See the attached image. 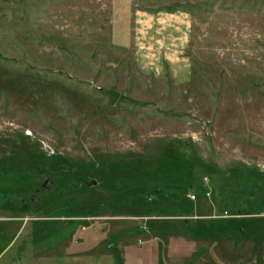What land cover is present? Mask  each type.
<instances>
[{
    "label": "rangeland",
    "instance_id": "rangeland-1",
    "mask_svg": "<svg viewBox=\"0 0 264 264\" xmlns=\"http://www.w3.org/2000/svg\"><path fill=\"white\" fill-rule=\"evenodd\" d=\"M32 186L0 264H264V0H0V195Z\"/></svg>",
    "mask_w": 264,
    "mask_h": 264
},
{
    "label": "trees",
    "instance_id": "trees-1",
    "mask_svg": "<svg viewBox=\"0 0 264 264\" xmlns=\"http://www.w3.org/2000/svg\"><path fill=\"white\" fill-rule=\"evenodd\" d=\"M22 177V176H25L26 174L21 172L19 173ZM157 178V176H156ZM160 178V177H159ZM124 182H117L115 183V187L116 188H119L121 187V185L123 184ZM128 186L129 188L133 189L134 187H139L141 185L139 184H133L132 182L128 183ZM145 186V185H144ZM35 187H29L27 190H22L20 191L18 194H15V193H6L4 195H0V207H3V206H9L11 208H21L20 206L24 207L26 205V203L24 204V199L26 198V196L32 192L35 191ZM161 189V187H152L150 188L148 191V194L151 193H156V192H159ZM188 189L191 191H195L194 190V187L192 186H189ZM245 193H247L248 195H252L253 196V200H251L250 203L254 204V209L251 211L252 214H259L261 210H264V195H262V189L259 188V187H255V186H250L248 187V191H244ZM198 193H201V191L199 192L196 188V191H195V194H198ZM159 194H161V192H159ZM261 194V195H260ZM257 204V206H255ZM237 205V206H236ZM251 205V204H250ZM233 207H235V209L242 214V211L240 210V207L239 204H235ZM224 208H225V212H228V213H232V210L230 205H228L227 203H225L224 205ZM234 211V210H233Z\"/></svg>",
    "mask_w": 264,
    "mask_h": 264
},
{
    "label": "water",
    "instance_id": "water-1",
    "mask_svg": "<svg viewBox=\"0 0 264 264\" xmlns=\"http://www.w3.org/2000/svg\"><path fill=\"white\" fill-rule=\"evenodd\" d=\"M101 93L109 98H112L113 100H118V98L120 97V94L113 90H101ZM95 184V181L85 182L86 186H94Z\"/></svg>",
    "mask_w": 264,
    "mask_h": 264
},
{
    "label": "crops",
    "instance_id": "crops-1",
    "mask_svg": "<svg viewBox=\"0 0 264 264\" xmlns=\"http://www.w3.org/2000/svg\"><path fill=\"white\" fill-rule=\"evenodd\" d=\"M179 39V38H178ZM178 39H177V41H178ZM179 42V41H178ZM178 42H177V44H178Z\"/></svg>",
    "mask_w": 264,
    "mask_h": 264
}]
</instances>
